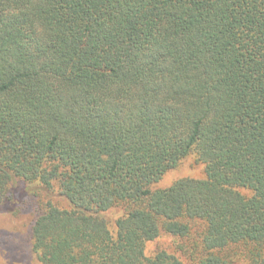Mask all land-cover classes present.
I'll return each instance as SVG.
<instances>
[{"label":"trees","instance_id":"obj_1","mask_svg":"<svg viewBox=\"0 0 264 264\" xmlns=\"http://www.w3.org/2000/svg\"><path fill=\"white\" fill-rule=\"evenodd\" d=\"M31 192L40 264H264V0H0V212Z\"/></svg>","mask_w":264,"mask_h":264},{"label":"rangeland","instance_id":"obj_2","mask_svg":"<svg viewBox=\"0 0 264 264\" xmlns=\"http://www.w3.org/2000/svg\"><path fill=\"white\" fill-rule=\"evenodd\" d=\"M180 177L202 179L205 177L204 167L196 164L193 158H188L179 169L169 172L162 184L169 185ZM39 195V193L31 192L16 213L0 212V264H40L32 252V226L43 212L45 203V195ZM50 198L58 206H67V203L56 193H53ZM118 215L117 209L107 213L112 231H114L113 220ZM161 250L178 256L185 264H192L190 258L180 252L176 239L170 235L162 234L157 241L149 242L146 245V253L149 256L155 255ZM227 255L234 264H249L243 247H235L228 251Z\"/></svg>","mask_w":264,"mask_h":264}]
</instances>
